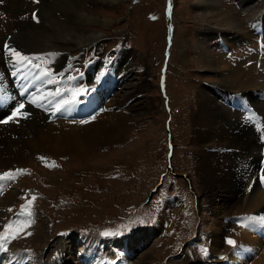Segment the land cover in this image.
I'll return each mask as SVG.
<instances>
[{
	"label": "rangeland",
	"instance_id": "374dc122",
	"mask_svg": "<svg viewBox=\"0 0 264 264\" xmlns=\"http://www.w3.org/2000/svg\"><path fill=\"white\" fill-rule=\"evenodd\" d=\"M16 1H8L7 7L0 8V85L9 99L1 101L0 109L10 104L11 109L7 111L10 114L17 106V100L22 101L16 99L18 88L12 86L10 79L13 72L7 68V71L3 70L5 65L11 64H5L7 51L2 46L10 33L14 34L23 27L19 22H25L21 15H26L29 21L26 23L30 24L25 25L22 32L32 35V43L31 47L24 46L21 52L34 54L39 62H48L50 71L57 70V64L65 57L72 61L71 56L77 60L84 59L80 58L83 56L86 59L89 56H100L101 59L108 56L93 70L90 68L94 75L88 72V76L92 81L86 89L78 85L75 98L69 100L79 104L90 94L89 89L97 93L99 84L93 76H97L104 61H107L106 73L111 72L116 77L114 80L110 75L105 81L110 91L108 96L101 98L95 94L92 100L86 98L84 102L92 107L90 112L73 103L71 109L65 108L59 114V117L72 120L57 118V122L62 125L69 123V127L75 124L74 127L82 130L87 123L97 119L99 112L103 115L115 112L128 113L131 123L128 122V127L122 130L118 139L105 142L102 147H90L85 154L59 152L52 140L33 151H25L26 157L13 162L8 169L0 168V176L7 172L14 176L13 179H0V199L10 197L6 204L0 202V237L4 236L5 228L9 231V225L15 228L29 223L13 240L10 237L8 241H0V264H18L20 260L25 264H228L227 256L233 253L244 257L246 253L248 264H251V255L252 261H256L264 250V236L250 242L252 253L238 246L241 229L250 224V219L255 222L250 214L256 218L264 217L252 212L255 204H252L250 213H246L247 222L244 219L234 227V221L226 224L231 214L223 220L224 228L217 231L219 218L213 216L217 213L197 208L201 197L197 180L199 168V173L202 169L200 156L206 147L216 146L219 136L212 135L213 141L204 140L200 130L205 127L195 124V118L202 110V103L208 99L216 102L223 115L227 113L229 120L225 121L224 128L231 129L227 130L229 134L239 132L238 147L247 152L245 158L241 152L237 154L238 160L242 158L243 161L240 176L236 179L249 183V177L252 178L259 162L260 142L252 126L245 124L236 129L234 125L233 129L226 126L228 121L239 122L240 115L232 114L222 101L228 98L229 92L237 96L264 89V53L258 50V32L253 25L260 18L264 20V0H216L220 9L239 23L236 25L239 29L230 30L223 29V22L218 16L216 18V11L211 10L208 17L203 16L207 8L199 3L200 0H171L172 16L170 8H167L168 0H119L111 2V5L101 0H79L83 10L94 12L101 19H110L108 25L100 22L77 24L75 28L86 29L83 32L89 29V32L98 34L86 46L50 38L53 29L45 26L40 17V10L45 5L43 0L38 3L36 0ZM51 11L64 23L77 15L72 11L63 15L58 8ZM167 23L172 24L170 29H167ZM37 34L44 36L50 47L43 46L46 44L34 36ZM224 40L231 46L228 47ZM52 46L56 49H51ZM66 68L68 65L62 71L69 74ZM122 73L127 76L122 78L120 86L118 81ZM224 78L227 81H222ZM233 78L239 82L238 85L244 86V90L236 89ZM161 82L165 92L161 91ZM41 83L34 82L28 91ZM49 97L43 96L47 100ZM41 100L27 103L25 109L30 120L34 119L31 112L46 113L44 110L47 108L35 107L41 104ZM255 104L263 113L264 124V100L255 101ZM110 106H118V110H122H106ZM7 112L3 114L6 120ZM74 115H79L77 119L80 120H74ZM48 117L44 126L55 124L56 115L49 118L51 121ZM83 120L86 122L81 123ZM3 123L0 118V124ZM168 126L171 134H168ZM196 137H199L197 143ZM169 141L174 144V165H169V168L174 166V172L172 169L167 171ZM219 151L212 153H219L220 157L209 160H212V166H216L214 171L223 184L231 181L235 172L230 154ZM226 162H230L228 170L222 172V167H227ZM250 163L252 169L248 171L245 167L249 168ZM182 172L186 175H181ZM244 185L242 182L241 187ZM262 188L257 187L256 193L264 191ZM232 196L230 194L228 200L234 202ZM240 196L244 197L243 194ZM262 204L264 206V202ZM246 209H240L239 213ZM261 224L259 231L256 229L257 236L264 232V220ZM215 231L219 237L217 245L212 241ZM227 233L229 235L224 241ZM89 240H95L98 246L87 247L86 241ZM228 240L235 243L229 244ZM122 256L127 263L122 261ZM58 257H62L61 260Z\"/></svg>",
	"mask_w": 264,
	"mask_h": 264
},
{
	"label": "bare ground",
	"instance_id": "6f19581e",
	"mask_svg": "<svg viewBox=\"0 0 264 264\" xmlns=\"http://www.w3.org/2000/svg\"><path fill=\"white\" fill-rule=\"evenodd\" d=\"M8 1H16V0H2L0 2V8L3 9L4 7H7L6 3ZM101 1H103V3L111 5V2L117 3L119 0H101ZM43 2L45 5H43V8L41 10L39 9L40 10V17H42V19L45 21V24L43 23L45 26H49L53 29V33H52V35H50V38L53 37L54 40L56 38L57 39H64V41H68V42L72 41V42L76 43L77 46L78 45L86 46L87 43H89V41L91 42V40L97 38L98 34L93 33L92 31L89 32L88 31L89 29H87L86 32H83L86 29L85 28L84 29L75 28L77 26V24L78 25H81V24L84 25L86 23L88 24V23L100 22L103 25H108L110 23V19H108V18L101 19V16H99L98 14H96L94 12H89V11L83 10L84 6L81 3V1H79V0H43ZM216 2H217L216 0H200L199 1V3L202 6H205L207 8V10L205 11V14L203 16L208 17L210 15L211 10H214V11H216V18L218 16L220 18V20L223 22L222 23L223 29L226 28V29L230 30L233 28H237L238 26L236 27V25H238L239 23H235L233 21V19L231 18V16H228V14H225V11L221 10L219 8V5H217L218 3H216ZM27 3H28V1H27ZM239 4H240V7L242 8V4L240 2H239ZM29 5H31V3ZM55 8L60 9L62 11L63 15H64V12L72 11V13L77 14L76 17H74L76 19L71 18V20H68L67 23H64L63 21L58 19L59 17L57 18V17H55L56 15L55 16L53 15V12L51 11V9L55 11ZM202 8H204V7H202ZM25 10H27V9H25ZM25 16L26 15H21V17L23 18V20L25 22H19L21 25H23V27L21 26V28L19 30H17L14 34L10 33V35H8V37L5 38V41L8 44V48L5 49L2 46L3 47L2 49L7 51V55L4 57V62L5 61L10 62L11 56L9 55V49H11V46L13 45L12 44L13 41H14V45L12 46V48L19 51V52H21V50L24 46L31 47L32 39L30 37L32 35L22 32V29L25 28L24 26L30 24V23H26L29 21H28L27 17H25ZM29 20H30V22L32 21V19H30V18H29ZM32 23H34V22L32 21ZM237 29H239V28H237ZM34 36L39 37V39H42L40 42L41 43L43 42L46 44L43 46L50 47V44H48V42L44 39V36L40 37V35H38V34L34 35ZM222 38H224V37L222 36ZM40 42L38 41L39 44H40ZM228 45L231 46L230 43H228ZM52 47H51V49H53V50L56 49V48H54V47L52 48ZM48 50H50V49H48ZM79 55H82V54H79ZM107 57L108 56H105V57L103 56L102 59L96 58L94 64L89 65L88 72L91 71L90 68L92 69L93 67L97 66V64L100 61L107 59ZM80 58L86 59L84 56L80 57ZM88 58H90V57H88ZM13 59H15V58L13 57ZM117 60L118 61L122 60V62L126 61L123 59H121V60L117 59ZM83 62L91 64L90 60H86ZM70 63H71V61H69L67 57L63 58V60H61L57 64V66H58V67L56 66L57 70H62L65 66L69 65ZM51 64H52V61H51ZM100 64H102V62H100ZM6 68H7V66L5 65L3 67V70L7 71ZM101 68L99 71L100 73L98 72V74L96 76V80L99 82L100 78H101L102 79L101 82H103L104 87L101 90H99V93L97 92L98 94L96 93V95H97L96 97H99L101 95L100 97L104 98L110 94L109 89H107V87L105 85V81L109 79L110 75L113 76V73H111V72L106 73L105 69L101 70ZM23 70L25 73H27L29 75L31 74L32 71H34L32 74H34L36 71L34 68H32L30 66L23 67ZM101 72H103V74H101ZM91 74H93V73H91ZM88 75L89 74H87V76ZM224 75H228V74H226V72H224ZM2 76H4V74ZM126 76H127L126 73H122V76L120 77V79L118 81L119 82L118 85L121 86V84H123L122 78L124 79ZM113 79H114V76H113ZM88 80H89V76H88ZM224 80L227 81L226 78L222 79V81H224ZM231 80L234 81L233 84H235L236 89L244 90V86L238 85L239 82L237 80H235L234 78ZM46 91H47V93H49L51 91L50 87H48L46 89ZM100 91H103V92H100ZM2 94L5 95L4 92H2ZM15 94H17L16 99L22 98L23 102H25L24 97L19 96L18 92H16ZM48 96H50V95L48 94ZM242 96H246L248 99H250L251 103L256 105L255 101L263 102V100H264V89L261 91H253L251 93L246 92L245 94L237 95L236 97H242ZM53 98H54V96L52 95V97L49 100H52ZM72 98H74V97H72ZM72 98H70V99H72ZM90 100H92V98ZM8 101H9V99H8ZM115 101L116 100H114V102ZM73 103L75 104L74 101L68 99L67 103H66V105H68V106L65 105L63 108L64 109L67 108L69 110L73 107ZM215 103H213L212 99H208L206 102L202 103L201 112L198 113V116L195 115L196 116L195 124H198L199 126L205 127L204 129L202 128L200 130V134L202 137H204V140L207 139L206 141H213L212 135H213V137L219 136V141L215 142L217 147L215 146L213 148H210V147L205 148L204 153L202 154V156H200L201 157L200 161L202 162L201 173H199L200 168H199V172L197 171L198 172L197 180L199 183V191L201 193V197L199 199V204L197 205V208H203V209L208 210L209 212L212 211V212L217 213L216 215H213L214 218H219L218 223H217V224H219V226L216 225L217 228L215 229L217 231V230H220L221 227L224 228V226H225L224 222L225 221H223V220L225 218H227L229 215H231L233 213H235V214L239 213L240 209L247 208L244 212L249 214L251 208H253L252 204H255V207L252 209V212L255 215L259 214V215L263 216L264 215V206H263L262 202H264V191H259L258 193H256L257 187L260 188V190H263V188L260 185H258L257 181H252L253 176L257 172L258 165L256 167V171H255L254 175L252 174L253 175L252 176L251 174H249L250 176H252V178L249 177V183L242 181V180L240 182L237 181L236 178L240 176L239 170L241 169L242 161H243L242 158L240 159V161L238 160L237 154L241 152L243 154V158H245L247 152H244L243 148L240 149L238 147V145H240L239 141H238L239 132L235 131V132H232L230 134L227 133V130L230 131L231 129H225L224 123H225V121L229 120V118H228L229 116L227 115V113H225L223 115L222 112L219 110L220 108L218 109V107L216 106ZM54 104L52 105V107L54 106ZM223 104L227 106V109L232 114L238 113L240 115L239 120L241 121V123H239L240 121L239 122H233L232 121V123L228 121V123L226 122L227 123L226 126L229 125V126H231L232 129H233V125H234V129L240 127L241 125L243 126L245 124H247L248 126H252L256 132V134H255L256 138L260 142V146H262L261 144H262V139L264 136V124L262 122V118H263L262 111L258 108L260 111V116L253 117L250 113L245 114L241 110L231 109L230 105H228L224 102H223ZM9 105L10 104H8V106H5L2 110L0 109V118H2V121L6 120V116L3 115L4 112H7L9 109H11V108H9ZM75 105H80V104H75ZM85 106L86 107L84 109H88V110L91 109V108L87 107L86 103H85ZM15 107L16 106H14L13 108H15ZM117 107L116 108H114L113 106L106 107V110H108V111H113L115 109L117 111L122 110V109L118 110ZM64 109L59 110V112L57 113V117H55V121H56L55 124L54 123L47 124V126H44V123L46 122L45 120L48 116L49 107L47 108V110L43 109L44 111H47L44 115L43 114H34V112H31L30 116H33L34 119L30 120L31 117H29V115H27L26 118L23 116H18L16 119L10 120L7 123L0 124V168L2 166H4L5 170L8 169L13 162L22 161L26 157L27 154H25V151H29V150L33 151V150H35V148L42 147V145L44 143H51L52 140H54L56 142L54 148L57 149V151H59V152L74 151V152H76V154L77 153H79L80 155L85 154L87 152L86 150L89 149L90 147H94V146L102 147V146H104L103 144H105V142H109V141L118 139L122 130L128 127V122H130V120H131V117L129 115H127L128 113L127 114H124V113L116 114L115 112L114 113L108 112V113L103 115V112L102 113L99 112L100 115L98 114L99 115L98 117H100V118L98 119V117H97V119H96L97 122H95L96 120L90 121L91 123H87L86 126H84L83 129L81 130L80 127L79 128L74 127L75 124H73V127H69V125H68L69 123H64L62 125L60 122H57L58 121V120H56L57 118L58 119L64 118L63 120H72L70 118H66L65 116L59 117V114ZM51 110H52V108H51ZM22 111L27 113L25 108ZM10 114H11V112H10ZM10 114L8 115V117L10 116ZM75 116H77V117H75ZM74 117L76 118L74 120H80V119H77L78 115H74ZM243 118H244V120H243ZM85 120H87V119H85ZM48 121H51L49 119V117H48ZM196 131H198V129H196ZM198 138L199 137H196V139H195L196 143L198 142ZM210 144H212V143H210ZM234 145H236L235 148H234ZM221 146H226V148L221 147ZM214 150H220L222 154L223 153L226 154V152L230 154L232 169H233V172H235V175L233 176V179L231 181H227V182H224L222 184L221 178L214 171L216 166L215 167L212 166V164H211L212 160H209V159H212V158L214 159V157H216V158L220 157L219 153H212ZM258 153H259V150H258ZM260 154H261V151H260ZM257 157H258V155L255 156V159ZM259 158H260V156H259ZM233 161H237L238 163H235ZM244 161H245V159H244ZM245 162H247V159ZM226 164H227V167L226 168L222 167V169L224 168L222 172H224V170H228L230 162H226ZM258 164H259V162H258ZM245 168H246V170L250 171L252 169L251 163H250L249 168L248 167H245ZM241 179H243V178H241ZM242 182L245 183V185L241 187ZM237 192H239V193H237ZM10 193L13 194L14 190ZM230 194L233 195L231 198L234 199V202H231L228 200V197L230 196ZM242 194L244 195L243 198L240 196ZM9 198L10 197H8V196H6V198H3V199L1 198L0 202L3 204H6L8 202ZM222 200L224 202H221ZM260 205L263 206V208H261ZM254 211H256V212H254ZM250 217H253L255 222H253V221L251 222V219H250V224L248 225L246 223L247 225L243 229H241V232H240L241 236H239V238H238V246H240L241 248L246 249V250L250 251V253H252V251L250 250V242H253L256 238L261 240L262 236H264V232L259 233L261 236L256 235V229H257V231H259V227H260V225H262L261 224L262 220L259 219L260 217L256 218L255 216H253L251 214H250ZM245 221L247 222V219H245ZM229 223H230V221L227 220L226 224H229ZM253 223H254V227H253ZM232 225L234 227L236 224L234 223ZM216 231L212 235L213 236L212 241L215 245H217L219 243V237H217L218 234L216 233ZM228 234L229 233H227V235ZM75 236H77V235H75ZM78 236H81V235L78 234ZM214 236H216V237H214ZM206 239H207V237H206ZM90 241L91 240L86 241V243L88 244V245H86L87 247L90 248L91 245H97L95 240L94 241L92 240L93 242H90ZM224 244H225V242H224ZM3 248H4V246H3ZM108 250L110 252V249H108ZM6 251H9V249H7ZM98 251H99V249H98ZM245 257H247L246 253H245ZM245 257L241 256L239 254L234 255V253H233L232 255L227 256V263L228 264H248L249 262L247 261V259ZM5 262H7V261H5ZM11 262H9V263H11ZM25 263L26 262L24 260H20V262L18 264H25ZM250 263L251 264H264V250L262 251L261 256L256 261H254V260L252 261V255H251L250 256ZM16 264H17V262H16ZM136 264H140V262H136ZM201 264H204V263H201Z\"/></svg>",
	"mask_w": 264,
	"mask_h": 264
},
{
	"label": "snow or ice",
	"instance_id": "6c2138e0",
	"mask_svg": "<svg viewBox=\"0 0 264 264\" xmlns=\"http://www.w3.org/2000/svg\"><path fill=\"white\" fill-rule=\"evenodd\" d=\"M36 2L38 3L39 0H36ZM9 55L11 57H14L17 62H28V63L31 62V57H29L27 55H24L21 52L15 50V49H9ZM49 55H52V54H49ZM36 67H39V65H36ZM43 75H50V73L47 72V71H45L43 73ZM48 82L49 83H53L55 81L50 79ZM76 94L77 93H73L74 96ZM41 99H43V97H41ZM35 102L36 101L34 99L32 101V103H35ZM65 103H67V101ZM24 108H25V104H23V103L19 104L14 109V111L11 113V115L8 117V119L7 120H4L2 122L7 123L10 120L16 119L18 116H23V117L26 118L28 114L26 112H23L22 111ZM85 122L86 121H81V123H85ZM17 171L23 172L24 170H17ZM6 178L7 179H13L14 178L13 173L7 172V173H4L3 176H0V179H6ZM259 219L264 220V217H260ZM28 226H29V223L20 224V225H18L15 228H13L12 225L7 226L9 231L4 236L0 237V241H8L10 237L14 238L17 233L23 231V229L27 228ZM105 235H108V233H105ZM228 243L229 244H234L235 242L233 240H228Z\"/></svg>",
	"mask_w": 264,
	"mask_h": 264
},
{
	"label": "water",
	"instance_id": "95a60500",
	"mask_svg": "<svg viewBox=\"0 0 264 264\" xmlns=\"http://www.w3.org/2000/svg\"><path fill=\"white\" fill-rule=\"evenodd\" d=\"M170 118V117H169ZM168 128H169V134H171V132H170V126H168Z\"/></svg>",
	"mask_w": 264,
	"mask_h": 264
}]
</instances>
